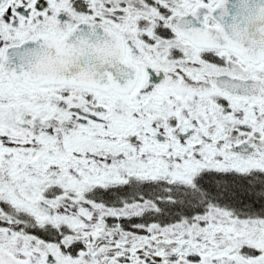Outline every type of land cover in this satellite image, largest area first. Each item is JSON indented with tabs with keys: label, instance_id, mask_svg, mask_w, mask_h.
Masks as SVG:
<instances>
[{
	"label": "snow or ice",
	"instance_id": "1",
	"mask_svg": "<svg viewBox=\"0 0 264 264\" xmlns=\"http://www.w3.org/2000/svg\"><path fill=\"white\" fill-rule=\"evenodd\" d=\"M0 264H264V0H0Z\"/></svg>",
	"mask_w": 264,
	"mask_h": 264
}]
</instances>
